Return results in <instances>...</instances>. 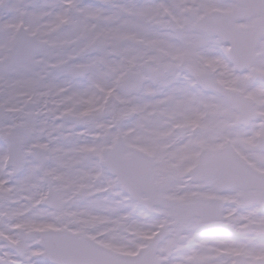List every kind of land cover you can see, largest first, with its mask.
I'll return each instance as SVG.
<instances>
[{
  "label": "snow or ice",
  "instance_id": "6c2138e0",
  "mask_svg": "<svg viewBox=\"0 0 264 264\" xmlns=\"http://www.w3.org/2000/svg\"><path fill=\"white\" fill-rule=\"evenodd\" d=\"M0 264H264V0H0Z\"/></svg>",
  "mask_w": 264,
  "mask_h": 264
}]
</instances>
